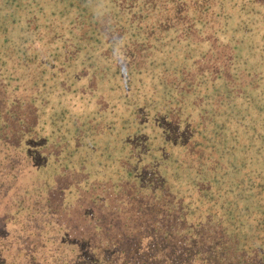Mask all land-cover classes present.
I'll return each mask as SVG.
<instances>
[{
    "label": "trees",
    "instance_id": "trees-1",
    "mask_svg": "<svg viewBox=\"0 0 264 264\" xmlns=\"http://www.w3.org/2000/svg\"><path fill=\"white\" fill-rule=\"evenodd\" d=\"M0 264H264V0H0Z\"/></svg>",
    "mask_w": 264,
    "mask_h": 264
}]
</instances>
